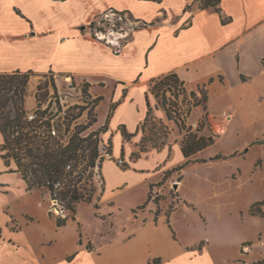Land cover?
Returning a JSON list of instances; mask_svg holds the SVG:
<instances>
[{
  "label": "crops",
  "instance_id": "0c3cea01",
  "mask_svg": "<svg viewBox=\"0 0 264 264\" xmlns=\"http://www.w3.org/2000/svg\"><path fill=\"white\" fill-rule=\"evenodd\" d=\"M199 4L200 0H0V73L69 75L88 83L92 98L100 97L96 125L106 124L100 138L109 142L112 157L128 161L123 169L112 159L102 161V207H110L116 197L140 183H146L144 203L155 171H170L187 160L181 140L132 157L147 102L157 117H165L149 91L153 79L174 72L188 91L203 86L205 113L221 101L217 108L245 114L248 126L262 116L250 108L261 109L264 101V0H219L220 13ZM112 8L128 11L133 17L125 13L128 21L147 23L136 26L118 52L94 38L89 27L96 15ZM33 100L26 97V109L32 108ZM105 101L100 116L97 110ZM173 154L178 156L174 163L169 161ZM9 168L15 163L7 166L0 158V219L5 222L13 218L12 197L33 191L26 190L20 174ZM133 220L109 240L98 245L91 240L92 248L72 253L66 263L74 264L80 257L93 264H215L209 245L195 251L194 243L180 240L172 216L168 219L155 211L142 223ZM14 234L6 242L15 240ZM153 259L158 261L152 263Z\"/></svg>",
  "mask_w": 264,
  "mask_h": 264
},
{
  "label": "rangeland",
  "instance_id": "374dc122",
  "mask_svg": "<svg viewBox=\"0 0 264 264\" xmlns=\"http://www.w3.org/2000/svg\"><path fill=\"white\" fill-rule=\"evenodd\" d=\"M100 20L96 26L101 29L96 30L94 38L109 45L115 52L128 42L134 28L142 25L133 20L125 22L113 12L101 15ZM117 21L121 24L117 25ZM243 80L248 82L246 77ZM206 88L208 93L210 88ZM154 91L161 101L165 97L167 102L174 101L180 106L179 120L159 118L152 110L149 120L138 131L137 151L140 145L148 150L174 144L188 133L212 134L214 142L191 156L180 169L162 173L155 171V178L149 181V200L144 206L142 200L146 183H140L116 197L110 207H102L103 178L97 164L100 157L103 161L112 159L115 163L118 158L106 155L109 153V142L101 139L92 177L94 196L90 203H77L74 218H68L64 225L57 226L56 218L66 213H61L59 206H53L56 202L50 199L45 189L22 191L12 197L13 218L6 222L2 221L3 217L0 219V264H67L72 253L83 247L92 248V242L98 245L109 240L123 227L128 228L133 218L142 223L149 216L153 217L156 210L157 214H165L168 219L172 216L174 229L183 243H194L191 246L194 249L209 245L215 264H264V216L252 215L249 211L254 202H261L256 207L264 211V101L260 103L263 105L261 109L257 106L250 108L262 115L250 126L245 114L236 115L233 109L217 108L221 101H215L216 106L207 108L206 120L197 131L205 111L202 105H198L186 112L188 101L192 99L188 95L190 91L186 89L187 94L181 92L177 95L176 90L172 92L166 85L157 86ZM196 94L201 96L199 91ZM28 96L34 100L30 110L25 108L27 113L35 115L38 105L44 109L49 104L48 111L56 113L55 120L68 112L69 106L87 105L82 114L72 121L71 129L77 123L86 125L89 121L92 96L78 78L32 73L26 85L25 99ZM106 106V101L99 104L97 113L100 116ZM93 111L96 113L95 107ZM99 127L94 123L82 134ZM215 154L221 157L209 160ZM119 158L123 163L117 165L123 169L128 161L122 156ZM197 158H205L206 162H194ZM177 160L178 156L174 154L169 159L172 163ZM107 211L111 212L109 216ZM12 231L16 241L10 239L6 242ZM74 264H93V261L79 257Z\"/></svg>",
  "mask_w": 264,
  "mask_h": 264
},
{
  "label": "trees",
  "instance_id": "16d2710c",
  "mask_svg": "<svg viewBox=\"0 0 264 264\" xmlns=\"http://www.w3.org/2000/svg\"><path fill=\"white\" fill-rule=\"evenodd\" d=\"M153 1L159 2L160 0ZM218 4L219 0H200L199 6L201 8L211 7L220 13ZM108 11L122 16L123 21H127V17L124 16L125 13H127L129 19H133L131 14L125 10L120 11L112 8ZM106 12L96 15L90 22L89 27L93 37H95L96 30L101 29L96 24L101 21V15ZM221 21L225 23L228 19L221 18ZM116 24L119 25L121 22L117 21ZM146 24V22H142V26ZM32 73L30 70L0 73V132L3 135V142L0 144V158L7 166L10 165L11 161L15 163V168H9L8 170L20 174L26 184V190L43 188L48 192L50 199L56 202L53 206H59L61 213H66L65 216L56 218V225L62 226L68 218H74L77 203H90L94 196L92 177L95 159L98 156V143L101 141L100 133L106 130V124L96 130L89 131L87 134H82L97 121L93 109L100 97L92 98V104L88 111L89 121L86 125L77 123L71 129L72 121L77 119L87 107V105L79 104L69 106V111L62 117L58 116L55 120L53 118L56 113L48 111L49 104L44 109H41L38 105L34 118L28 119L24 102L26 85ZM84 85L88 87V83L84 82ZM162 85H166L167 89L172 90V92L176 90L177 95L181 92L185 95L187 91L174 72L153 79L149 87V91L156 98V108L163 109L167 119L177 122L180 116V106L175 104L174 101L167 102L165 97L161 101L157 92L154 91L155 87ZM52 86L56 90L53 80ZM198 91L200 97H197L195 91L188 92L192 99L188 101L187 113L190 112L191 107L198 105H202L204 109L206 108V90L201 86ZM147 107L146 117L140 126L141 128L149 120L152 111L148 102ZM58 111H60V108H58ZM110 113L111 111H109L108 116ZM206 115L205 113L203 119L199 121L197 131L200 130V126L206 120ZM60 118L62 119L60 120ZM53 130L55 134L52 133ZM123 135L125 138L130 137V134L125 132ZM214 137L212 134L205 136L188 133L184 135L181 139V151L187 160L178 165L175 170L185 166L189 162V157L211 145L214 142ZM144 151H146L144 145H140L139 151L133 152L132 157L137 158ZM220 157V154H216L210 157L209 160H216ZM102 161L103 158L100 157L97 164L99 168H101ZM194 162H206V159L197 158L194 159ZM148 200L149 194L142 206ZM260 203L254 202L250 206L249 211L252 215L264 216V211L256 207ZM153 261L157 262L158 259H153Z\"/></svg>",
  "mask_w": 264,
  "mask_h": 264
},
{
  "label": "built area",
  "instance_id": "2783aa9c",
  "mask_svg": "<svg viewBox=\"0 0 264 264\" xmlns=\"http://www.w3.org/2000/svg\"><path fill=\"white\" fill-rule=\"evenodd\" d=\"M114 14H115V13H114ZM115 16H116V17H122V16H120V15L118 16V15H116V14H115ZM125 17H126V16H125ZM127 21H128V20H127ZM125 22H126V21H125ZM34 116H35V115H34L33 113H27V118H28V119H33ZM52 133L55 134V131L53 130ZM106 155H107L109 158H110V156H111L109 153H106ZM117 163H118L119 165H121V164L123 163V160H122L121 158H118V159H117Z\"/></svg>",
  "mask_w": 264,
  "mask_h": 264
},
{
  "label": "bare ground",
  "instance_id": "6f19581e",
  "mask_svg": "<svg viewBox=\"0 0 264 264\" xmlns=\"http://www.w3.org/2000/svg\"><path fill=\"white\" fill-rule=\"evenodd\" d=\"M221 130H222V131H224V129H223V128H222Z\"/></svg>",
  "mask_w": 264,
  "mask_h": 264
},
{
  "label": "water",
  "instance_id": "95a60500",
  "mask_svg": "<svg viewBox=\"0 0 264 264\" xmlns=\"http://www.w3.org/2000/svg\"><path fill=\"white\" fill-rule=\"evenodd\" d=\"M55 202V201H54Z\"/></svg>",
  "mask_w": 264,
  "mask_h": 264
}]
</instances>
